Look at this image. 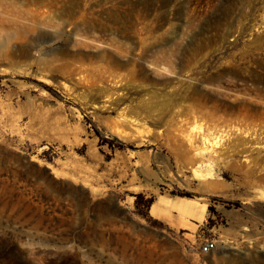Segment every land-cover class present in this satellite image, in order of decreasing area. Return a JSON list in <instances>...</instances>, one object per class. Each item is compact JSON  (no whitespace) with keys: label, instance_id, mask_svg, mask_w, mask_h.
Segmentation results:
<instances>
[{"label":"rangeland","instance_id":"1","mask_svg":"<svg viewBox=\"0 0 264 264\" xmlns=\"http://www.w3.org/2000/svg\"><path fill=\"white\" fill-rule=\"evenodd\" d=\"M37 1L0 0V264H264V0Z\"/></svg>","mask_w":264,"mask_h":264},{"label":"bare ground","instance_id":"2","mask_svg":"<svg viewBox=\"0 0 264 264\" xmlns=\"http://www.w3.org/2000/svg\"><path fill=\"white\" fill-rule=\"evenodd\" d=\"M63 2L65 3L66 1L63 0ZM37 3L43 7V9H49V10H45L46 12L48 11H52L53 9H57L58 7H60V0H38ZM66 5V4H65ZM86 12V11H85ZM64 23V22H63ZM63 26V24H61ZM255 28V27H254ZM246 47V46H245ZM248 49V48H247ZM252 50H250L251 52ZM253 53V52H252ZM247 56V55H246ZM245 57V56H244ZM230 63V62H229ZM134 122V121H133ZM254 131V130H253ZM261 148V147H260ZM241 152V151H240ZM253 153V152H252ZM233 154V153H232Z\"/></svg>","mask_w":264,"mask_h":264},{"label":"built area","instance_id":"3","mask_svg":"<svg viewBox=\"0 0 264 264\" xmlns=\"http://www.w3.org/2000/svg\"><path fill=\"white\" fill-rule=\"evenodd\" d=\"M215 247L216 244L213 241H206L205 243L201 244V254L208 255L214 250Z\"/></svg>","mask_w":264,"mask_h":264},{"label":"crops","instance_id":"4","mask_svg":"<svg viewBox=\"0 0 264 264\" xmlns=\"http://www.w3.org/2000/svg\"><path fill=\"white\" fill-rule=\"evenodd\" d=\"M154 208V204L150 207L149 212L152 214Z\"/></svg>","mask_w":264,"mask_h":264},{"label":"trees","instance_id":"5","mask_svg":"<svg viewBox=\"0 0 264 264\" xmlns=\"http://www.w3.org/2000/svg\"><path fill=\"white\" fill-rule=\"evenodd\" d=\"M152 205H153V201L151 200V201H150V206H149V207H151Z\"/></svg>","mask_w":264,"mask_h":264}]
</instances>
